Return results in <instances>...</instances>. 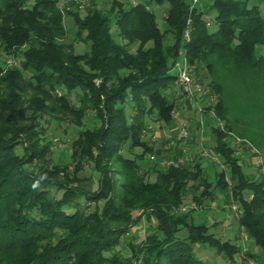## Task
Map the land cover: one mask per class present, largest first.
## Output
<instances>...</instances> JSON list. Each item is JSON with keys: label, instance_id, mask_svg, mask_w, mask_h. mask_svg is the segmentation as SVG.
I'll use <instances>...</instances> for the list:
<instances>
[{"label": "trees", "instance_id": "trees-1", "mask_svg": "<svg viewBox=\"0 0 264 264\" xmlns=\"http://www.w3.org/2000/svg\"><path fill=\"white\" fill-rule=\"evenodd\" d=\"M166 1L169 7L163 29L149 6ZM262 3L261 8L250 5V0H208L206 7L216 12L218 27L211 32L208 11L198 5L192 7L188 0H139L125 9L114 6L111 14L87 8L84 18L78 9L64 12L57 0H0V45L7 54L21 57V66L37 82L34 88L48 94L75 119L80 115L78 123L87 111H94L100 120L99 129L80 131L72 151L76 164L89 159L87 162L100 173L98 187L90 185L87 189L78 174L81 168L71 176L65 173L68 164L55 165L53 171L66 175V180H60L54 178L48 165L37 167V172L29 167L43 159L49 146L34 142L26 145L24 154H18L20 141L39 137L37 124L30 128L20 120L29 117L38 121L42 102L23 113L16 112L14 105L2 106L9 114L3 111L0 118L14 126L0 131V264H207L194 255L196 244H209L234 261L242 249L240 243L209 236V226L197 222L194 209L182 214L174 211L190 191L198 204L216 199L215 192L209 190L213 182L204 173L202 162H196L193 168L181 163L163 166L156 157L148 170L157 174L151 183L146 181L147 172H141L137 159L147 153H162L144 140L143 132L154 114L160 122L174 120L178 103L172 89L177 79L169 72L182 50H187L191 63L208 59L214 75L222 68L228 76L246 74L264 83V0ZM64 15L71 16L79 34H86L80 40L88 50L77 52L71 45L64 52L66 47L59 46L56 36L68 31ZM114 25L118 27L116 34ZM148 40L154 42L152 47L131 52L135 43L143 46ZM23 44L26 51H12ZM96 77L102 79L101 84L95 82ZM13 79H22L20 70L0 64V84ZM58 88L66 89L69 96H54ZM219 88L223 90V86ZM72 92L79 93L77 103L72 101ZM185 102L188 106L189 101ZM216 111L223 114L222 100ZM226 130L230 132V128ZM213 132L216 151L231 167L234 195L242 209L240 224L264 252V174L259 180H249L229 146V135L216 128ZM138 147L142 152L134 157L122 154ZM170 157L178 161L177 155ZM113 163L121 164L117 172L123 177L120 188L109 170ZM52 183L61 194H51ZM215 186L217 191L227 188L224 172L218 174ZM199 189L201 194L197 196ZM147 194L152 198L140 200ZM108 196L101 213L89 212L92 203ZM140 208L151 209L161 235L149 234L140 243H130L129 256H108L106 253L121 244L122 236L136 222L134 213ZM184 229L185 238H177Z\"/></svg>", "mask_w": 264, "mask_h": 264}, {"label": "rangeland", "instance_id": "rangeland-1", "mask_svg": "<svg viewBox=\"0 0 264 264\" xmlns=\"http://www.w3.org/2000/svg\"><path fill=\"white\" fill-rule=\"evenodd\" d=\"M57 1L64 12L76 11L77 9L81 11L82 18L86 15L85 10L87 8H99L103 13L111 14L114 6L125 9L133 5L132 0ZM138 1L139 0H136V2ZM188 1L191 3V0ZM206 2H208V0H199L198 7H203L206 12L208 11L206 17L208 21L207 27L213 32L218 28L214 20L216 12L210 9L208 10ZM253 4H257L261 8L263 7L262 0H250V5ZM168 7L169 4L167 1L162 4L153 2L149 6L150 10H153L156 14L157 21L163 29L166 28L165 16ZM63 20L67 25L68 31L62 37L56 36V40L59 42V46L61 44L66 47L63 49L64 52L68 51L66 49L71 47V45L75 46L77 52L88 50V46L80 40L81 36L85 38L86 34L83 33L81 35L78 33L79 27L74 23L71 16L64 15ZM117 28V26L113 28L114 34H116ZM115 37L118 39L117 36ZM153 44L154 42L152 40H148L143 46L141 42L135 43L132 46L131 52L137 53L136 51L139 47L147 49L152 47ZM26 49V44H23L20 48L14 47L12 51L16 52L20 50L23 52L26 51ZM20 60L21 57L16 58L14 54H7L0 45V64L4 68L19 69L22 76V79L4 81L0 84V113L5 111L6 115L9 114V110L3 109V105L5 107L14 105L13 109L16 112L19 110L23 113L26 108L36 107V102L43 103L42 105L40 103L42 107L38 108V113L40 114L38 121L35 122L28 116V119L20 120L23 126L30 128L32 127L31 124H37L35 128L38 130L37 134L39 137L32 140L30 136L29 142L25 140L24 143H21L20 141L17 147L18 154H24V148L27 144L31 145L39 141L40 147L49 146V149L41 161L37 160L34 161L33 164H30V166L28 165L32 170L37 172V167H46L48 165L52 170L51 172L54 178L66 180V175L53 171V167H55V165L60 166L68 164L69 170L65 172L66 174L70 173L71 176H74L76 170H80L79 168H81V172L79 171L78 174L85 181V184L82 186L89 189L90 185H93L97 188L100 173L96 172L92 165L87 162L89 159L84 160L80 165L76 164V162L73 161L72 151L75 150V143H77L78 139L81 137L80 131L86 132L88 130L93 131L99 129L100 120L96 118L94 111H87L81 122L78 123L77 119H79L78 117H80V115H75V119V117H72L70 111L62 109V106L57 101H54L48 94L44 91L41 92L38 88H34L37 83L36 80L32 78V73L25 71L20 64ZM192 66L195 82L201 87L199 94L203 97L201 98V103L204 112H199L196 105L190 102L186 96L181 93L179 85L175 83L172 94L176 96L178 108L174 120L169 123L160 122L157 121V117L154 114L148 118V124L150 125L146 129V132H143L144 140H147L157 151L160 149L159 151L162 153L158 155L157 153H147L144 157L137 159L141 166V172H147L146 175H144L146 181L151 183L156 181L157 174L152 170L148 172V170L154 166L153 160L150 159V156L153 154L162 162L173 160L172 157H170L173 155H177L178 158L183 157L185 161L182 164L184 166H191V168H193L194 165L196 166V162L201 161L203 171L208 176L209 182H213L209 190L215 192L216 199H207L204 203L198 204L197 201L193 200V192L190 191L186 195V200L175 208L174 211L182 214L187 212L184 211V208L190 211L196 207L194 210L196 212L195 214L198 215L196 217L197 222L209 226L207 233L209 236L217 239L220 238L222 241L229 240L234 242L236 240L241 244L242 249L235 255L234 261L223 257L222 254L217 252L214 247H210L209 244H196L193 250L194 255L207 264H251L254 262L255 264H264V252L255 245L254 240L240 224L239 219L242 209L238 202V197L234 195L231 167L224 162L223 157L219 162L218 160L214 161L210 157L203 155L204 149L210 154L216 151L217 141L213 129L230 128V132H233L239 138L243 139L242 142L235 144L231 135L227 137L229 146L235 151V156L243 165L249 180L254 181L261 179V175L264 174V172L260 170L261 166H258L257 162L264 156V83L257 81L258 84L255 82L256 80L244 76L246 74L236 73L235 75L232 74V76H228V72L222 68H219L214 75L208 66V59H196L192 63ZM85 68L88 72L92 71L89 67ZM175 72L173 68L169 73L173 75ZM95 82L101 84L102 79L96 77ZM14 84H18V86ZM219 86H223V90H221ZM53 94L58 97L62 96V94H68L69 96L68 91L62 88H58ZM182 95V98H178ZM70 96L74 103L78 102V92H72ZM172 97L173 95H171V98ZM185 100L189 101L188 106ZM220 100H222V106L224 107L222 115L220 113V115H218L216 111ZM28 114H31V111H28ZM185 123H187L190 128V136L187 139H179L178 132H180V129ZM219 123H222L223 127H220ZM13 126L12 122L10 123L7 119L0 118V131L2 128H13ZM226 134H229L227 130ZM133 151L134 152L124 150L122 154L124 156L134 157L136 156L135 153H141L142 149L138 147ZM178 153L180 154L178 155ZM169 165L170 164L167 163L165 166ZM120 168V163H113L110 165L109 169L113 174L114 181L116 180L118 188H120L123 180V177L117 173ZM221 172H224V179L227 184V188L224 189L225 191L221 189V187L218 188V191L215 190L216 179ZM50 186L52 195L61 194V191H59L55 183H52ZM197 193V196L201 194V189H199ZM152 196L153 195L150 194L140 196V200L144 201L146 199H151ZM107 199H109V196L101 199L96 204L92 203L89 212L94 211L101 213L106 205ZM191 205L195 207L192 208ZM234 205L235 207L236 205L238 206L237 211L233 209ZM262 212H264V208ZM151 213V209L145 210L142 208L135 212V217H133V219L136 222H133L128 232L122 236L121 244L116 249L106 254L112 256L116 253H121L123 256H129L132 253L129 246L130 243H140L145 240L149 234L161 235V232L157 230L155 217L151 215ZM186 235L187 231L184 229L177 234V238L183 239ZM139 263L142 264V261H139Z\"/></svg>", "mask_w": 264, "mask_h": 264}, {"label": "built area", "instance_id": "built-area-1", "mask_svg": "<svg viewBox=\"0 0 264 264\" xmlns=\"http://www.w3.org/2000/svg\"><path fill=\"white\" fill-rule=\"evenodd\" d=\"M133 5H136L138 2H136V0H132ZM199 0H191V6L195 7L196 5H198ZM185 41L188 42L190 41V29H187L185 32ZM173 68L175 69V75H176V79H177V83L179 85L180 91L183 95L186 96V98L192 102L193 104L196 105V107L199 109V112L203 113L204 109L202 107V103H201V97L200 96V91H201V87H199L196 82H195V78H194V73H193V66L192 63L189 60L188 57V53L187 50L184 49L181 52V55L175 60ZM203 123V121H202ZM220 127H223L222 123H219ZM216 129H220L222 131L226 132V128H216ZM146 132V130H145ZM228 135H231L232 140H234V143L237 144L238 142H242L243 139L239 138L237 135H235L233 132H229L228 131ZM190 136V128L188 127L187 123H185L182 128L180 129V132H178V137L179 139H187ZM203 155L210 157L211 159H213L214 161L218 160L220 162V159L222 158L221 154L217 151H213L212 154H210L209 152H207V150H203ZM151 160H155L156 156L153 154L150 156ZM184 158H178V161H175L174 159L171 161H166V162H161V164L163 166H165L167 163L168 164H177V163H184ZM259 163V164H258ZM257 165L261 166V171L264 172V156L261 157V159L257 162ZM192 208H194V205H191ZM196 209V207L194 208ZM233 209H236V211L238 210V206L235 205L233 206ZM184 211L188 212L187 208H184ZM251 264H255L251 263Z\"/></svg>", "mask_w": 264, "mask_h": 264}, {"label": "crops", "instance_id": "crops-1", "mask_svg": "<svg viewBox=\"0 0 264 264\" xmlns=\"http://www.w3.org/2000/svg\"><path fill=\"white\" fill-rule=\"evenodd\" d=\"M180 111V110H179Z\"/></svg>", "mask_w": 264, "mask_h": 264}]
</instances>
